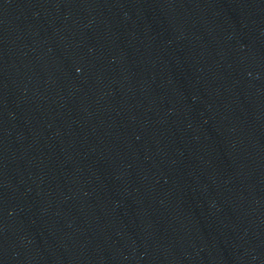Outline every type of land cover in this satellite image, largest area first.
<instances>
[{"label": "water", "instance_id": "95a60500", "mask_svg": "<svg viewBox=\"0 0 264 264\" xmlns=\"http://www.w3.org/2000/svg\"><path fill=\"white\" fill-rule=\"evenodd\" d=\"M0 264H264V0H0Z\"/></svg>", "mask_w": 264, "mask_h": 264}]
</instances>
